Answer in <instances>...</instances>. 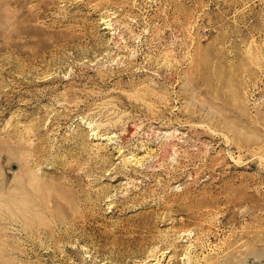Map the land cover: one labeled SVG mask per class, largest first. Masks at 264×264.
Wrapping results in <instances>:
<instances>
[{"label": "rangeland", "instance_id": "374dc122", "mask_svg": "<svg viewBox=\"0 0 264 264\" xmlns=\"http://www.w3.org/2000/svg\"><path fill=\"white\" fill-rule=\"evenodd\" d=\"M0 264H264V0H0Z\"/></svg>", "mask_w": 264, "mask_h": 264}, {"label": "bare ground", "instance_id": "6f19581e", "mask_svg": "<svg viewBox=\"0 0 264 264\" xmlns=\"http://www.w3.org/2000/svg\"><path fill=\"white\" fill-rule=\"evenodd\" d=\"M8 20H9V18H8ZM2 23V22H1Z\"/></svg>", "mask_w": 264, "mask_h": 264}]
</instances>
